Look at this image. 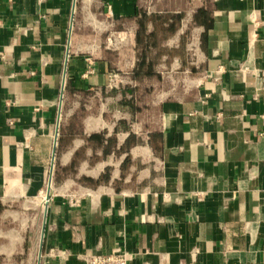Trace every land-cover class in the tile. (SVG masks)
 I'll list each match as a JSON object with an SVG mask.
<instances>
[{"label":"crops","instance_id":"crops-1","mask_svg":"<svg viewBox=\"0 0 264 264\" xmlns=\"http://www.w3.org/2000/svg\"><path fill=\"white\" fill-rule=\"evenodd\" d=\"M158 1L200 61L145 94L74 0H0V264H264V0ZM104 2L135 43L146 5ZM114 68L131 93L98 92Z\"/></svg>","mask_w":264,"mask_h":264},{"label":"rangeland","instance_id":"rangeland-1","mask_svg":"<svg viewBox=\"0 0 264 264\" xmlns=\"http://www.w3.org/2000/svg\"><path fill=\"white\" fill-rule=\"evenodd\" d=\"M156 1L142 0L146 7L140 9V19L142 20L141 36L135 37V43H133L132 37L130 38V35L128 36L122 32V22L117 23L115 21L110 27L108 21L110 19H108L107 13L105 12L104 0H77L76 15L88 14L89 24L87 25L88 27H91V24L95 26L96 32L92 33V38L96 39L98 44L101 43L102 47L107 46L109 48L108 50L112 52V56L117 59L122 57V53L126 55L129 50L132 53L134 50L135 61H137L136 66L134 69L126 70L132 72V75L138 78L137 80L140 83L138 87L133 86V93H143V91L145 94L150 93L149 86L157 80V77L154 76L158 75L159 69H162V75L168 77V75L174 74L175 67H180L179 65L182 61L188 62L189 65H195V63L200 61L199 55L194 50L195 44L192 41L193 39L187 35V30L181 38L179 37L177 41L175 40L176 28L178 29L180 27V22L176 23V14L170 12H153ZM159 1L162 5H165L169 0ZM106 6H108V3ZM79 9L82 12H79ZM108 13H110L109 9ZM175 23L177 24L176 26ZM110 29H113L112 34L108 32L106 36L102 35V31H110ZM139 63V71L136 74L135 72L137 71L136 69ZM176 63H179V65L176 66ZM177 71V78H184L185 74L182 72L184 69L180 67V70L177 68ZM132 75H128L122 70L114 68L107 87L98 92L105 94L106 91L110 92L113 90V94L117 96L131 93L130 90H127L126 85L133 80L132 77H128Z\"/></svg>","mask_w":264,"mask_h":264},{"label":"built area","instance_id":"built-area-1","mask_svg":"<svg viewBox=\"0 0 264 264\" xmlns=\"http://www.w3.org/2000/svg\"><path fill=\"white\" fill-rule=\"evenodd\" d=\"M109 12L112 14V6L108 7ZM259 75L264 76V71ZM258 75V76H259ZM44 191L41 192L43 194ZM71 202L76 203L77 199L73 196L70 197ZM49 201V199H48ZM134 254L133 252L126 249H116L110 253H94L85 257L84 264H130L133 260Z\"/></svg>","mask_w":264,"mask_h":264},{"label":"water","instance_id":"water-1","mask_svg":"<svg viewBox=\"0 0 264 264\" xmlns=\"http://www.w3.org/2000/svg\"><path fill=\"white\" fill-rule=\"evenodd\" d=\"M76 5H77V0H74L73 14H72V25H73V20H74V14H75V11H76ZM71 34H72V29H71V32H70V39H69V43H68L67 56H66V61H65V71H64L63 85H62V89H61L59 115H58V122H57V136H56V139H55V146H54V151H53V160H52L50 182L52 181V176H53L54 160H55V155H56V146H57V140H58V134H59L60 121H61L62 104H63V97H64L66 78H67V65H68L69 46H70ZM49 194H50V186L48 187V197H49Z\"/></svg>","mask_w":264,"mask_h":264},{"label":"trees","instance_id":"trees-1","mask_svg":"<svg viewBox=\"0 0 264 264\" xmlns=\"http://www.w3.org/2000/svg\"><path fill=\"white\" fill-rule=\"evenodd\" d=\"M141 22V21H140ZM141 24H142V22H141Z\"/></svg>","mask_w":264,"mask_h":264}]
</instances>
